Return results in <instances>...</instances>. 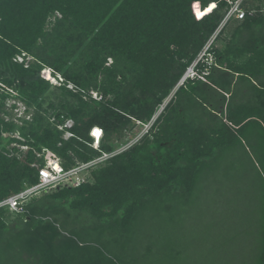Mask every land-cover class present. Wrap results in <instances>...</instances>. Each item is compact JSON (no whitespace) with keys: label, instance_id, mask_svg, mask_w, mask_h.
<instances>
[{"label":"trees","instance_id":"obj_1","mask_svg":"<svg viewBox=\"0 0 264 264\" xmlns=\"http://www.w3.org/2000/svg\"><path fill=\"white\" fill-rule=\"evenodd\" d=\"M243 1L219 28L227 0H0V110L5 89L35 107L21 126L0 117V201L38 183L47 153L63 169L111 153L218 30L204 80L92 183L40 189L8 221L0 206V264H264V11ZM52 86L74 102L48 115Z\"/></svg>","mask_w":264,"mask_h":264},{"label":"rangeland","instance_id":"obj_2","mask_svg":"<svg viewBox=\"0 0 264 264\" xmlns=\"http://www.w3.org/2000/svg\"><path fill=\"white\" fill-rule=\"evenodd\" d=\"M246 1V0H244ZM243 1V5L245 4ZM246 4L249 7V10L251 13L252 11H254L256 6H260L261 9L264 11V0H247ZM56 16H59V14H55ZM55 17V16H54ZM54 17H50V22L47 23L46 25V29L50 30L52 28L53 25V21H54ZM223 42V41H222ZM217 45H221L219 42L216 43ZM18 60H21V57H17ZM47 69V68H46ZM43 75V73L41 74ZM60 78L57 79H51V83L53 84H58L60 83ZM176 85V84H175ZM72 84L68 83L67 87H71ZM6 90V97L3 99V107L0 110V117L3 118L6 121H11L13 123H15L17 126H21L23 124H25V121H31L32 115L35 111V107L34 106H29L23 99L19 98L15 92H11L8 89ZM174 90V88H173ZM169 93V95L167 96L166 99L169 98V96L172 94V91ZM92 96H96V92H92ZM64 101H69L70 103L74 102V99L72 97H70L69 95H66L64 93H62L60 91L59 88H56L54 86L50 87L49 91L45 94V98L44 100H42V109H44V111H46V113L48 115L52 114V111L57 109L60 104ZM168 102V101H167ZM158 110V109H157ZM153 119H150L147 123L151 122ZM72 121L71 120H67L65 121V124L63 126H69L71 125ZM147 123H143L141 121H136L134 122L133 126L130 129V132L128 134H125L123 136H121L120 138L116 139L117 143H116V147L112 150V152L116 151L119 152L125 148H127L128 146L132 145L133 143L137 142L143 135H149V130L148 128L145 126V124ZM3 135H7L6 133ZM13 137L15 138H19L21 139V136L19 134L18 131H15L14 133L11 134ZM71 135L70 132H64L63 137L65 139L69 138ZM90 136V135H89ZM103 138V137H102ZM13 145H15L16 147H19L20 150H22V153H18V157H22V155L24 154V150L27 148L26 146H21L19 143L16 144H11L9 145V147H12ZM46 155V161L49 160L50 155L47 153ZM99 156L95 155L91 160H95L97 159ZM63 162V161H62ZM65 162V160H64ZM87 161H81L79 159H74L70 164H68L66 166V168L64 169L65 172H63L60 176V179L58 183L56 184H52L51 186H49L48 188L45 189H49L50 192L55 191V187L60 185H72L78 182H85L88 181L90 183H92L94 181V170L97 167L103 166L104 163H97V164H93L90 167H86L85 163ZM15 212L13 209H8L6 214L4 215V219L6 221L12 219V217H14Z\"/></svg>","mask_w":264,"mask_h":264},{"label":"built area","instance_id":"obj_3","mask_svg":"<svg viewBox=\"0 0 264 264\" xmlns=\"http://www.w3.org/2000/svg\"><path fill=\"white\" fill-rule=\"evenodd\" d=\"M228 3L230 4L226 15L224 16L223 20L221 21V24L219 28H221L230 17H235L236 19H242L245 15V10L241 7V1L242 0H227ZM212 4V3H210ZM209 4V5H210ZM208 9L211 10L209 8ZM215 6V5H214ZM218 30L209 38V40L206 42V44L203 46L202 50L198 53V55L195 57V59L186 67L184 73L178 80L174 90L172 91V94L169 96L168 99H165L164 102L165 104L167 101L170 99V97L173 95L174 91L181 85H183L188 79H194V78H200L204 80V75L208 73L207 68H209L213 63H214V57L213 53L211 52V47L214 41V38L217 34ZM205 64L206 67H204L202 70L200 69V65ZM43 77L44 78H50V70L49 69H44L42 71ZM41 73V74H42ZM53 79V78H52ZM163 102V104H164ZM161 105L164 106V105ZM154 119V118H153ZM151 122L148 124H145L147 128H149ZM95 130H98V133L95 134ZM89 135L92 138V144L94 147H98L99 141L102 138L103 131L100 127L98 126H92L89 130ZM117 153L116 151L111 152V153H102L97 159L91 160L87 163H85V166H91L93 164H96L98 162H101L110 156L114 155ZM65 172L63 169L62 165L60 164V161L58 158L54 156V154H51L49 157V160L46 162L45 166L40 168L38 170L39 173V181L37 184L27 187L23 191L11 195L7 197L6 199L0 201V206L7 205L10 209L13 210H19L21 209V204L23 201L32 193L39 191L40 189L43 188H48L52 184H56L59 182L61 174ZM78 182L73 184L72 186H77L78 184L82 183Z\"/></svg>","mask_w":264,"mask_h":264},{"label":"bare ground","instance_id":"obj_4","mask_svg":"<svg viewBox=\"0 0 264 264\" xmlns=\"http://www.w3.org/2000/svg\"><path fill=\"white\" fill-rule=\"evenodd\" d=\"M164 104H165V102H164ZM163 104V105H164ZM163 107V106H162ZM162 107L160 106L159 108H158V110L156 111V113H155V115H154V118L158 115V113L162 110ZM98 133V131L97 130H95V134H97Z\"/></svg>","mask_w":264,"mask_h":264},{"label":"snow or ice","instance_id":"obj_5","mask_svg":"<svg viewBox=\"0 0 264 264\" xmlns=\"http://www.w3.org/2000/svg\"><path fill=\"white\" fill-rule=\"evenodd\" d=\"M98 131V130H97Z\"/></svg>","mask_w":264,"mask_h":264}]
</instances>
